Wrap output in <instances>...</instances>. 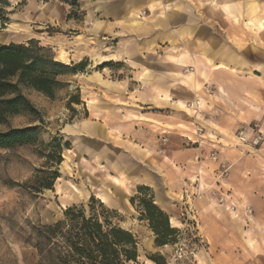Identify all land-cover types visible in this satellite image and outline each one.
I'll use <instances>...</instances> for the list:
<instances>
[{"label":"crops","instance_id":"1","mask_svg":"<svg viewBox=\"0 0 264 264\" xmlns=\"http://www.w3.org/2000/svg\"><path fill=\"white\" fill-rule=\"evenodd\" d=\"M251 4L264 15V0ZM249 7L250 0L90 2L91 60L106 58L126 69L90 76V121L97 134L90 139L105 144L93 146V152L130 185L152 188L157 205L171 218L177 211L166 193L198 172L206 174L214 153L218 166L233 167L230 178L216 188L241 190L242 178L248 184L244 190L254 197L262 192L256 178L264 172L254 159L264 162V145L252 160L238 147L237 135L248 129L250 139L253 126L264 130V29L247 24ZM191 104L204 116L194 114ZM175 126H186L185 133L172 132ZM200 128L202 133L196 130ZM187 139L191 148L184 146ZM205 180L213 183L211 176ZM223 207L199 204L202 235L214 254L209 260L240 264L235 256L252 251L255 238L264 240V219L254 217L251 225L235 221L237 216L229 218Z\"/></svg>","mask_w":264,"mask_h":264},{"label":"rangeland","instance_id":"2","mask_svg":"<svg viewBox=\"0 0 264 264\" xmlns=\"http://www.w3.org/2000/svg\"><path fill=\"white\" fill-rule=\"evenodd\" d=\"M92 1L0 0V44H23L33 40L47 49L56 62L69 67L84 65L82 71L58 77L63 86L54 99L37 91H25L27 98L40 111L41 122L15 117L8 126L0 127L1 130H7L9 127L37 126L33 142L12 149H0V264H36L37 251L29 244L34 229L56 223L69 207L83 206L89 213L92 204L95 211H100L102 204L104 209L112 213L111 219L115 225L136 237L141 264H156L151 260L155 255L162 256L166 264H212L209 258L214 257V254L210 253V241L202 235L199 204L225 206L223 208L229 218L237 216L235 221L245 220L246 224L251 225L254 217L264 219V174L256 178L263 187L258 197L244 190L248 184L245 183L247 179L242 178L238 181L241 190L223 192L215 185H222L223 181L228 180L233 167L225 163L227 173L224 174L222 164L217 165L219 159L213 161L211 154L209 160L212 165L207 164L209 168H206V174L198 172L194 179L188 180L173 193L169 190V195L166 193L170 206L177 211V215L171 218L165 209L157 205L152 188L132 186L125 177L115 174L111 166H103L104 160L101 154H97L99 157L93 152L96 151L93 146L102 148L105 144H95L90 139V135H97L94 132L96 124L90 121V76L104 71L125 72L126 69L120 63L106 58H98L95 62L91 60ZM246 10L249 17L247 24L264 29V15L261 16L252 6L251 0ZM261 12L264 13V7ZM61 52L68 54L67 64L61 60ZM255 55L259 56L260 53L256 52ZM189 71L194 72L193 68ZM206 88L208 93L213 92V87ZM191 105L189 107L194 114L204 116L199 106ZM178 122L184 124V121ZM254 123L258 124V121ZM185 129L186 126L170 128L180 135L185 133ZM200 129L199 133H202L203 129ZM242 131L247 134L249 130ZM240 132L241 129L238 130ZM56 138L59 148L55 144ZM187 140L190 143L185 141L184 146L191 148L193 142ZM263 145L254 147L249 142L240 141L238 147L244 149V154L253 160L255 155L260 154ZM59 156L62 158L60 164ZM254 160H260L258 168L264 172L263 160ZM217 166L219 169L216 170ZM55 171L59 178L52 189H39L40 182L48 180ZM209 172L213 181L210 185L205 180L207 175L210 177ZM247 193L257 198L256 202L250 200ZM230 195L234 203H229ZM151 196L155 204L169 216L171 226L177 230L175 241L166 246L156 245V236L149 222L141 217L143 207L140 199H149ZM238 243L245 248V243L239 238ZM235 257H239L240 264H264V240L255 238L252 251L246 250V254Z\"/></svg>","mask_w":264,"mask_h":264},{"label":"trees","instance_id":"3","mask_svg":"<svg viewBox=\"0 0 264 264\" xmlns=\"http://www.w3.org/2000/svg\"><path fill=\"white\" fill-rule=\"evenodd\" d=\"M83 68L82 64L69 67L56 62L47 49L33 40L23 44H0V127L8 126L15 117L41 122L40 111L25 91H37L54 99L63 86L58 77L75 74ZM36 133L37 126L0 129V149L29 144L35 140ZM57 141L56 138L55 144ZM56 147L59 148L58 143ZM58 159L60 164L61 156ZM57 178L59 175L55 171L48 180L40 182L39 189H52ZM140 202L141 217L149 222L156 245L162 247L174 242L177 230L171 226L169 216L155 204L153 196L142 198ZM103 207L101 204V210L95 211L92 204L89 213L83 206L69 207L56 223L35 228L29 244L37 251L36 264H141L136 237L115 225L112 213ZM151 260L166 264L162 256H152Z\"/></svg>","mask_w":264,"mask_h":264},{"label":"built area","instance_id":"4","mask_svg":"<svg viewBox=\"0 0 264 264\" xmlns=\"http://www.w3.org/2000/svg\"><path fill=\"white\" fill-rule=\"evenodd\" d=\"M191 106L192 105H190V107ZM199 131L201 132V129H198V132ZM239 140L241 142H249L252 146L258 147L259 145L264 143V130L259 129L256 126V129H254V134H253V136L250 139L246 138V132L245 131H241L239 133ZM211 159L213 161H217L218 160V156L216 155V153L212 154ZM222 168L224 169L223 170L224 174H226L227 173V169H226L225 164H222Z\"/></svg>","mask_w":264,"mask_h":264},{"label":"bare ground","instance_id":"5","mask_svg":"<svg viewBox=\"0 0 264 264\" xmlns=\"http://www.w3.org/2000/svg\"><path fill=\"white\" fill-rule=\"evenodd\" d=\"M61 60L65 63V64H67L68 63V61H69V59H68V54L66 53V52H61ZM199 72V71H198ZM200 73V72H199ZM187 109H188V107H187ZM118 182V181H117ZM172 222V221H171Z\"/></svg>","mask_w":264,"mask_h":264}]
</instances>
